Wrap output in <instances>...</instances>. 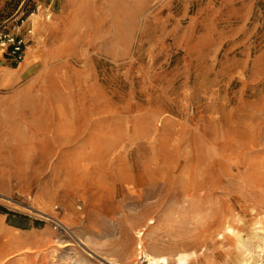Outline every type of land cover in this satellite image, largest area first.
<instances>
[{
	"label": "rangeland",
	"instance_id": "374dc122",
	"mask_svg": "<svg viewBox=\"0 0 264 264\" xmlns=\"http://www.w3.org/2000/svg\"><path fill=\"white\" fill-rule=\"evenodd\" d=\"M0 26L27 40L0 47V264H264V0H0Z\"/></svg>",
	"mask_w": 264,
	"mask_h": 264
},
{
	"label": "built area",
	"instance_id": "2783aa9c",
	"mask_svg": "<svg viewBox=\"0 0 264 264\" xmlns=\"http://www.w3.org/2000/svg\"><path fill=\"white\" fill-rule=\"evenodd\" d=\"M25 20L21 19L17 28L24 25ZM27 34L32 33V28L27 27ZM26 37L18 33L9 31L5 26H0V47L11 54L16 61L23 60L24 51L26 48ZM134 264H150L146 256H141ZM161 264V263H159Z\"/></svg>",
	"mask_w": 264,
	"mask_h": 264
},
{
	"label": "bare ground",
	"instance_id": "6f19581e",
	"mask_svg": "<svg viewBox=\"0 0 264 264\" xmlns=\"http://www.w3.org/2000/svg\"><path fill=\"white\" fill-rule=\"evenodd\" d=\"M149 223H154L153 221H150ZM225 231H230L231 234H233V230L231 229V227H227V229ZM6 233V232H5ZM227 232H225L226 234ZM235 233V232H234ZM221 235V238L224 237L223 233H219ZM226 235H229L228 233ZM225 235V236H226ZM234 235V234H233ZM236 235V234H235ZM6 236H8V232L6 234ZM9 237V236H8ZM219 237V236H218ZM237 238V240H239V238L237 236H235ZM235 238V239H236ZM10 239V238H9ZM8 239V240H9ZM7 240V239H6ZM7 240V241H8ZM7 241H4V243L2 241H0V256H4V254L6 253L7 251V246H6V242ZM240 241V240H239ZM141 242V241H140ZM141 253H145V256L148 258L149 260V263L150 264H168V260L171 259L173 260V263L174 264H189V261L190 260H194L196 259V254L195 253H191V254H188L187 252H179V253H175L174 255H170V256H167V255H155L154 253H151L147 250H144L143 249L140 251ZM110 264H118L117 262H115L114 260L112 261H109Z\"/></svg>",
	"mask_w": 264,
	"mask_h": 264
},
{
	"label": "trees",
	"instance_id": "16d2710c",
	"mask_svg": "<svg viewBox=\"0 0 264 264\" xmlns=\"http://www.w3.org/2000/svg\"><path fill=\"white\" fill-rule=\"evenodd\" d=\"M0 213L7 214V221L10 222L11 224H17L15 223V220H13L12 216L13 215L18 216V214L8 211L7 209L1 206H0Z\"/></svg>",
	"mask_w": 264,
	"mask_h": 264
}]
</instances>
